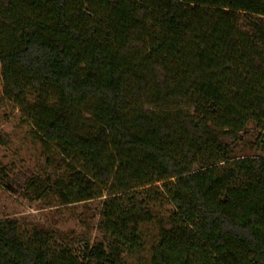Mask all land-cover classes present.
Wrapping results in <instances>:
<instances>
[{
	"label": "trees",
	"instance_id": "1",
	"mask_svg": "<svg viewBox=\"0 0 264 264\" xmlns=\"http://www.w3.org/2000/svg\"><path fill=\"white\" fill-rule=\"evenodd\" d=\"M9 111L66 166L26 188L105 197L103 238L1 218L0 264H264V0H0Z\"/></svg>",
	"mask_w": 264,
	"mask_h": 264
},
{
	"label": "rangeland",
	"instance_id": "2",
	"mask_svg": "<svg viewBox=\"0 0 264 264\" xmlns=\"http://www.w3.org/2000/svg\"><path fill=\"white\" fill-rule=\"evenodd\" d=\"M32 133L30 124L18 111L0 115V219L17 218L22 230L36 225L46 227L56 234V244L83 254L87 244L103 238L98 226L105 197L70 205H59L48 194L35 199L37 191L26 188L31 178L63 176L66 166L53 150H47L35 140ZM257 136L258 131L242 135L235 152L255 154Z\"/></svg>",
	"mask_w": 264,
	"mask_h": 264
}]
</instances>
